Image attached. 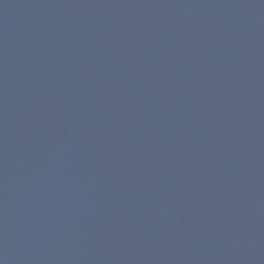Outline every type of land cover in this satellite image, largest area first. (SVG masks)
<instances>
[{"label":"water","instance_id":"95a60500","mask_svg":"<svg viewBox=\"0 0 264 264\" xmlns=\"http://www.w3.org/2000/svg\"><path fill=\"white\" fill-rule=\"evenodd\" d=\"M0 264H264V0H0Z\"/></svg>","mask_w":264,"mask_h":264}]
</instances>
